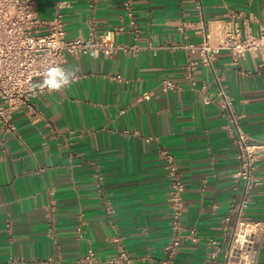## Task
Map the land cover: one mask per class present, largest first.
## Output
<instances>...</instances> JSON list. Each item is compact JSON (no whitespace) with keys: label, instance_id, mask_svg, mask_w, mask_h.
<instances>
[{"label":"crops","instance_id":"0c3cea01","mask_svg":"<svg viewBox=\"0 0 264 264\" xmlns=\"http://www.w3.org/2000/svg\"><path fill=\"white\" fill-rule=\"evenodd\" d=\"M36 12L60 14L67 38L114 31L116 43L135 48L67 53L63 67L76 81L13 111L14 131L0 121V264H84L89 245L99 264H109L115 236L133 264H159L170 234L161 149L174 156L185 184L182 225L199 235L192 243L184 231L172 264H218L206 259L210 241L230 238L242 183L226 119L203 96L220 81L260 146L244 214L264 223V68L258 53L236 63L225 49L207 66L187 45L205 31L215 42L216 24L231 19L256 32L264 0H38ZM189 61L192 77L183 68ZM164 78L176 87L164 90ZM254 264H264V232Z\"/></svg>","mask_w":264,"mask_h":264},{"label":"built area","instance_id":"2783aa9c","mask_svg":"<svg viewBox=\"0 0 264 264\" xmlns=\"http://www.w3.org/2000/svg\"><path fill=\"white\" fill-rule=\"evenodd\" d=\"M96 0H89L93 5ZM38 0H0V100L4 103L0 107V121L5 129L15 130L12 122V112L26 105L32 107V99L39 93L34 86L43 80V73L49 66H61L66 60V54L82 55L90 51L102 52L112 56L116 51H127L126 45L114 41V31L96 35L92 29L90 36L67 38L60 14L51 19L40 17L36 12ZM236 13L233 16H240ZM119 29V28H118ZM215 42H211L208 32H204L203 40L198 44H188L192 50L198 51L202 64L213 66L218 53L228 50L234 62L250 52L261 56L260 67L264 68V12L259 19V29H250L247 20L240 24L235 19L217 23L215 26ZM64 68V67H63ZM184 71L192 77L196 68L194 61L184 65ZM120 78V75H116ZM164 90L174 89L176 84L169 78L161 81ZM45 89L43 92H47ZM205 104H215L221 115L226 119V129L233 145L237 150L239 166L234 172L237 182H241V198L233 203L231 209L236 210L234 228L225 244L210 241L207 261H218V264H254L260 250L264 223L251 220L244 214L249 203L253 187L256 185V169L259 159L260 146L241 125L244 114L235 108L234 97L226 87L218 81L216 93L203 96ZM153 137L147 136L151 141ZM160 155L164 161L170 184V219L169 238L164 245V254L159 264H172L176 258L187 230L192 243L199 241L195 227L185 229L182 216L185 209V184L174 156L168 149H161ZM99 180L101 177H98ZM82 235V227H77ZM116 253L107 261L109 264H133V257L128 252L123 240L114 237ZM222 257L219 259V255ZM84 264H99L96 251L89 245L82 255Z\"/></svg>","mask_w":264,"mask_h":264},{"label":"clouds","instance_id":"9594fccd","mask_svg":"<svg viewBox=\"0 0 264 264\" xmlns=\"http://www.w3.org/2000/svg\"><path fill=\"white\" fill-rule=\"evenodd\" d=\"M76 79L77 74L75 71H69L58 65L49 66L43 73V80L34 86V90L38 88L40 92H43L45 89L59 92L73 84Z\"/></svg>","mask_w":264,"mask_h":264}]
</instances>
